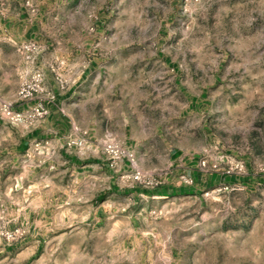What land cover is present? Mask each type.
Segmentation results:
<instances>
[{
	"label": "rangeland",
	"instance_id": "1",
	"mask_svg": "<svg viewBox=\"0 0 264 264\" xmlns=\"http://www.w3.org/2000/svg\"><path fill=\"white\" fill-rule=\"evenodd\" d=\"M45 3L44 48L11 42L31 70L43 56L58 82L61 62L85 72L61 150L90 167L75 177L55 160L52 172L44 145L18 153L40 121L0 112V264H264V0ZM19 89L0 102L24 110ZM82 137L88 150L68 146ZM107 138L145 182L104 154ZM228 158L248 179H218Z\"/></svg>",
	"mask_w": 264,
	"mask_h": 264
},
{
	"label": "crops",
	"instance_id": "2",
	"mask_svg": "<svg viewBox=\"0 0 264 264\" xmlns=\"http://www.w3.org/2000/svg\"><path fill=\"white\" fill-rule=\"evenodd\" d=\"M45 2L46 0H0V95L9 93L13 95L11 98L16 100L19 77L22 75L26 77L34 71L29 69L25 57L17 52L11 41L18 37L21 40L35 41L44 48L41 31L47 9ZM12 52L18 54L16 58L12 57ZM37 63L36 69L44 76L45 86L54 94L55 100L47 104L50 115L41 120L35 130L21 140L17 147L18 153L28 152L34 145L38 147L44 145L49 169L52 172L59 171L56 167L58 163L55 162L58 160L64 165V172H73L72 175L76 177L82 174L80 170L90 166H84V163L69 156L61 148L64 132L67 131L69 124L71 125L66 112L69 99L81 84L85 72L79 68L73 75H68L66 61L61 62L63 66H59L57 73L61 81L58 82L54 79L49 64L43 56L39 57ZM52 69L53 72L56 71L53 66ZM23 108L25 109V106Z\"/></svg>",
	"mask_w": 264,
	"mask_h": 264
},
{
	"label": "built area",
	"instance_id": "3",
	"mask_svg": "<svg viewBox=\"0 0 264 264\" xmlns=\"http://www.w3.org/2000/svg\"><path fill=\"white\" fill-rule=\"evenodd\" d=\"M23 50L25 54H27L26 57L29 62L33 63L34 57L31 53L38 52V47L35 44H28L23 46ZM54 100V94L45 86L44 76L38 70H35L29 77L24 79L18 92V102L22 105L28 106L24 110H17L13 103L1 101L0 112L2 117L12 125H33L50 115V110L47 107V104L52 103ZM73 130L75 133H81L84 136L87 135V132H83L76 126H73ZM87 145L88 142L85 137H82L80 140L71 139L68 142V146H76L80 150H88L90 145ZM102 147L104 154L107 155L110 160L118 161L122 158H127L132 172L130 179L133 182H145L143 174L137 169V163L133 153L123 149L110 138H107L102 143ZM203 166H207L206 162L203 163ZM221 166L222 165L218 163L212 165L213 171H221ZM222 174L225 176H239L246 174V165L241 160H230L228 158V166L223 167ZM181 178L186 185L192 186L194 184V180L189 176L184 175Z\"/></svg>",
	"mask_w": 264,
	"mask_h": 264
},
{
	"label": "trees",
	"instance_id": "4",
	"mask_svg": "<svg viewBox=\"0 0 264 264\" xmlns=\"http://www.w3.org/2000/svg\"><path fill=\"white\" fill-rule=\"evenodd\" d=\"M217 178H218V175H216V174H214V175H212V177H211V179L207 182L208 184H211L212 182H214V181H216L217 180ZM220 181L221 180H223V181H226V182H228V183H234V182H236V181H238V180H242V179H248V177H236V176H223V177H221V178H218ZM195 180L197 181V182H199L200 181V176H199V174H196L195 175ZM245 182V181H244ZM192 190H186V189H179V191H176V192H179V193H184V194H189V193H187V192H191ZM175 192V191H174ZM160 196H162V195H160ZM163 196H165V195H163Z\"/></svg>",
	"mask_w": 264,
	"mask_h": 264
}]
</instances>
